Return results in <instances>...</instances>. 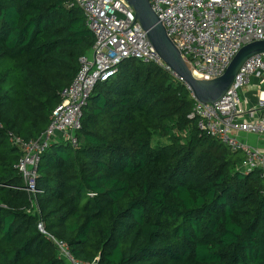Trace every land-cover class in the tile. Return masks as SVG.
<instances>
[{
  "label": "trees",
  "instance_id": "obj_1",
  "mask_svg": "<svg viewBox=\"0 0 264 264\" xmlns=\"http://www.w3.org/2000/svg\"><path fill=\"white\" fill-rule=\"evenodd\" d=\"M73 0H0V264H264V183L198 128L187 86L127 59L97 83L76 145L56 138L35 199L16 168L95 43ZM37 204L38 208L35 207Z\"/></svg>",
  "mask_w": 264,
  "mask_h": 264
},
{
  "label": "built area",
  "instance_id": "obj_2",
  "mask_svg": "<svg viewBox=\"0 0 264 264\" xmlns=\"http://www.w3.org/2000/svg\"><path fill=\"white\" fill-rule=\"evenodd\" d=\"M149 3L186 66L200 80L220 77L243 46L264 40V0H149ZM69 6L83 12L85 25L95 38L91 52L79 59L80 68L73 82L60 91L61 103L53 110L43 133L27 141L14 135L9 139L21 150L16 168L23 178L22 189L33 199L40 193L36 178L42 154L56 138L76 145L75 133L81 128L82 110L97 83L114 77L119 65L127 59L153 63L170 71L124 0H73ZM251 79L260 88L264 85V52L245 60L219 101L203 104L195 100L191 117L198 119L201 131L241 155L243 171L257 172L264 183V144L259 149L239 139L241 133L264 137V89L261 88L256 99L255 117V112L242 107L240 90ZM35 207L38 208L37 204ZM38 229L51 239L59 257L68 264H88L75 259L67 244L47 234L42 223Z\"/></svg>",
  "mask_w": 264,
  "mask_h": 264
},
{
  "label": "water",
  "instance_id": "obj_3",
  "mask_svg": "<svg viewBox=\"0 0 264 264\" xmlns=\"http://www.w3.org/2000/svg\"><path fill=\"white\" fill-rule=\"evenodd\" d=\"M132 9L133 17L146 32L147 39L162 62L190 90L192 97L200 103L211 104L219 101L232 85L235 76L245 60L264 52V40L243 46L221 75L212 80L195 78L183 61L179 51L166 34L149 0H124Z\"/></svg>",
  "mask_w": 264,
  "mask_h": 264
},
{
  "label": "crops",
  "instance_id": "obj_4",
  "mask_svg": "<svg viewBox=\"0 0 264 264\" xmlns=\"http://www.w3.org/2000/svg\"><path fill=\"white\" fill-rule=\"evenodd\" d=\"M261 88L258 86V83L255 79H251L250 83L245 85L240 90V97L242 102V107L248 111H253L255 114H253V117L257 115V111L255 109V103L257 96L260 92ZM239 139L247 143L250 146L257 147L261 149L264 144V137H257L250 134H240Z\"/></svg>",
  "mask_w": 264,
  "mask_h": 264
},
{
  "label": "rangeland",
  "instance_id": "obj_5",
  "mask_svg": "<svg viewBox=\"0 0 264 264\" xmlns=\"http://www.w3.org/2000/svg\"><path fill=\"white\" fill-rule=\"evenodd\" d=\"M261 88L264 89V85Z\"/></svg>",
  "mask_w": 264,
  "mask_h": 264
}]
</instances>
